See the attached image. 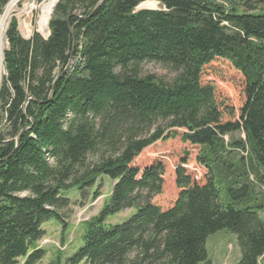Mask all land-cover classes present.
<instances>
[{
  "label": "trees",
  "instance_id": "obj_1",
  "mask_svg": "<svg viewBox=\"0 0 264 264\" xmlns=\"http://www.w3.org/2000/svg\"><path fill=\"white\" fill-rule=\"evenodd\" d=\"M10 1L0 0V17ZM250 1L241 10L230 0H60L47 38L24 39L10 23L0 85V264L40 262L42 225H66L63 192L85 197L102 177L113 181L110 201L70 264L208 263L207 239L221 230L237 236L236 264H261L264 10L252 13ZM146 2L160 8L139 10ZM217 60L244 80L237 119L224 121L203 80ZM148 64L175 76L146 75ZM176 130L194 153L177 159V196L163 207L153 201L164 192L166 162L137 159L174 141ZM239 132L244 139L233 138ZM128 209L136 212L126 222L106 224Z\"/></svg>",
  "mask_w": 264,
  "mask_h": 264
},
{
  "label": "rangeland",
  "instance_id": "obj_2",
  "mask_svg": "<svg viewBox=\"0 0 264 264\" xmlns=\"http://www.w3.org/2000/svg\"><path fill=\"white\" fill-rule=\"evenodd\" d=\"M246 1L230 0L229 3L239 7L241 10H247L245 6ZM33 2H36L38 5L42 4L38 3L37 0H22L12 14L8 27L13 20H16L18 31L24 39H30L36 32L40 33L44 38H47L48 35L41 32L39 28L41 17L39 6L33 11L25 12V7ZM249 6H252L254 9L252 13H258L264 10V2H258L257 0H251ZM6 8H4V11ZM151 8L159 9L160 7L159 4H156ZM1 44L5 51L8 47L6 34L4 39L2 41L0 40ZM143 72L146 75H153L164 82L170 81L175 76L157 64L144 65ZM4 75L5 68L3 62L1 82ZM203 80L213 85L218 102L224 105V107L222 106L224 121L237 119L244 100V80L241 75L235 71L229 62L217 60L210 67L206 68ZM183 132V130H176L178 136L174 141H168L166 143L158 142L146 149L137 159V163L142 165L149 164L151 161L157 159H163L166 162L164 192L153 201L163 207L173 203L177 196L173 182V167L176 161H178L177 159L187 150L190 154L194 153L190 151L189 146L182 144L180 136ZM233 138L239 140L244 139L245 136L242 132H239L235 133ZM229 139L230 136L225 137L226 141H229ZM193 158L189 164L191 168L196 167ZM198 172V176H200L202 172L199 170ZM112 189L113 181L107 177H102L98 180L95 187L86 191L87 194L85 197L82 196L78 188L63 192V196L69 199L68 208L61 212L66 225L64 226L56 218H52L42 225V229L45 231V237L36 246L44 250L46 254L37 264H70L68 259L83 246V236L86 233L88 223L99 215L105 204L109 203ZM95 192H98L97 196H95ZM135 212L134 209H128L114 216H110L107 218L106 224H122L135 214ZM206 249L208 263L203 264H236L241 258V250L237 236L228 230H221L209 236L206 242ZM24 262V259H19L18 264H23ZM261 264H264V258L261 260Z\"/></svg>",
  "mask_w": 264,
  "mask_h": 264
},
{
  "label": "bare ground",
  "instance_id": "obj_3",
  "mask_svg": "<svg viewBox=\"0 0 264 264\" xmlns=\"http://www.w3.org/2000/svg\"><path fill=\"white\" fill-rule=\"evenodd\" d=\"M22 0H11L8 5L6 6L7 8L3 12L1 19H0V40L2 41L5 37L6 30L8 27V23L12 17V14L18 7V4ZM59 0H45L42 2V4L38 5L36 2H33L25 7V12H30L33 11L34 9L38 8L41 10V17L39 21V28L41 32L44 34L48 35V24L50 21V17L52 14V11L54 7L56 6L57 2ZM156 5V2H146L142 6L151 8ZM3 62H4V50H3V45H0V85H1V78H2V67H3Z\"/></svg>",
  "mask_w": 264,
  "mask_h": 264
},
{
  "label": "water",
  "instance_id": "obj_4",
  "mask_svg": "<svg viewBox=\"0 0 264 264\" xmlns=\"http://www.w3.org/2000/svg\"><path fill=\"white\" fill-rule=\"evenodd\" d=\"M59 1H60V0H59ZM59 1H58V2H59ZM58 2H57V3H58ZM156 4H158V3L156 2ZM142 5H143V4H142ZM142 5L139 6V8H138L139 10H141V9L155 10V8H147V7H144V6H142ZM54 8H55V7H54ZM53 10H54V9H53ZM52 13H53V11H52ZM51 16H52V14H51ZM50 19H51V17H50ZM49 36H50V30H49V32H48V36H47V37H49Z\"/></svg>",
  "mask_w": 264,
  "mask_h": 264
}]
</instances>
